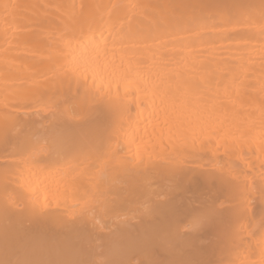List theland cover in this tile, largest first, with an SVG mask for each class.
<instances>
[{"label": "bare ground", "instance_id": "obj_1", "mask_svg": "<svg viewBox=\"0 0 264 264\" xmlns=\"http://www.w3.org/2000/svg\"><path fill=\"white\" fill-rule=\"evenodd\" d=\"M0 264H264V0H0Z\"/></svg>", "mask_w": 264, "mask_h": 264}]
</instances>
